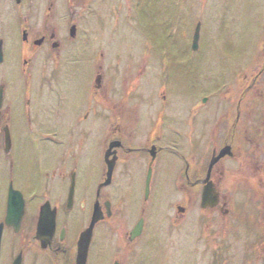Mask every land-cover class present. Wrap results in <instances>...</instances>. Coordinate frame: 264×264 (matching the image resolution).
<instances>
[{"label":"flooded vegetation","instance_id":"obj_1","mask_svg":"<svg viewBox=\"0 0 264 264\" xmlns=\"http://www.w3.org/2000/svg\"><path fill=\"white\" fill-rule=\"evenodd\" d=\"M179 1L0 0V264H122L109 255L111 222L131 252L123 264H169L159 250L144 259L157 240L148 202L158 165L167 162L174 173L182 166L177 186L199 195L203 218L235 220L245 184L264 235V2L231 17L230 108L208 132L206 116L196 115L198 155L190 162L193 118L185 108L163 109L168 96L189 101L187 74L198 66L191 57L201 51L188 42L189 5ZM132 179L142 182L136 203ZM207 187L217 203L201 208ZM95 209L100 221L85 250L81 235ZM176 212L174 226L188 211Z\"/></svg>","mask_w":264,"mask_h":264},{"label":"rangeland","instance_id":"obj_2","mask_svg":"<svg viewBox=\"0 0 264 264\" xmlns=\"http://www.w3.org/2000/svg\"><path fill=\"white\" fill-rule=\"evenodd\" d=\"M219 1L187 0L184 2V4L189 5L188 42L191 40L196 23L199 22L201 24L199 45L203 55L199 51L191 57L192 61H198V66L189 68V75L187 74L190 89L194 88L191 91L189 90V101L179 100L180 97L177 96H168L172 100V102L170 101V106L165 107L166 104L163 105V109H167L170 112L173 108L179 111L185 108L189 119L193 118V124L196 127L195 131L189 134V139L194 142L195 148L192 156L190 153L191 149H189L188 158L190 162L193 158L196 161L198 155L197 138L199 134L197 125L199 120L196 115L202 113L206 116V131L208 132L211 131L212 126L215 124V116H219L221 112L230 108L229 93L231 92L232 81L229 70H231L233 64L232 54L234 52L232 45L237 39L235 22L231 17L239 18L240 15L238 13L244 12L241 8L250 6V4L264 2V0ZM157 2L161 3L164 0H157ZM233 9L237 11L234 12ZM246 10L247 15L250 9ZM161 12L162 14L157 12L155 26L159 39H161L160 41H162L164 10ZM233 12L234 15H232ZM200 55L203 57H199L197 60V56ZM244 55L241 54L243 56L242 60H244ZM238 64L242 65V63ZM240 65L237 69L238 72L242 70ZM144 84H148V81L142 80V85ZM142 92L149 94L147 89L142 90ZM204 97L208 101L205 104H201V99ZM160 107L158 101V109ZM210 144L211 141L209 139V144L206 147ZM187 146L190 147V144L183 146V152L187 150ZM50 149L46 146L45 152L48 156L51 155ZM178 162V160H175V164H178ZM175 168L176 173H174L175 170L172 172V163L167 162L165 164L159 163L156 170L155 182L153 183V191L156 192V195L152 194L151 201L148 202L150 209L153 206L154 212H148L147 221L151 223L149 224L150 232L155 233L157 240L153 241L144 259L147 260L148 256H152L159 250L164 252V257L171 259L169 264H198V262L200 264H264V235L262 234V229L256 225L255 214L251 213L250 215L245 184L239 186L236 193V204L238 206L235 207L237 212L235 220L226 223L215 217L212 219L203 218L200 216L199 195L193 192L184 193V195L179 190L176 183V174H178L177 169L180 170L182 166L179 164ZM83 181L85 185V180L83 179ZM140 181L141 179L138 182L132 179L130 182L133 186L136 185L132 190L133 192L131 191L132 201L135 203L138 192L141 190L142 182ZM82 185L83 182L79 181L76 196H80L84 187ZM128 185L130 186L129 183ZM177 206L186 208L188 212L184 217V222H180L179 226H174L172 219L177 215ZM248 214L251 217H247ZM107 238L111 260L117 259L122 264L125 261L128 262L131 252L126 253L122 248L121 227L111 222ZM152 240L153 238L151 240L143 238L142 241H147L143 244L149 245ZM142 249L145 251L146 246ZM98 257L101 256L98 255Z\"/></svg>","mask_w":264,"mask_h":264},{"label":"water","instance_id":"obj_3","mask_svg":"<svg viewBox=\"0 0 264 264\" xmlns=\"http://www.w3.org/2000/svg\"><path fill=\"white\" fill-rule=\"evenodd\" d=\"M198 37H199V25L197 26L195 33H194V36H193L192 45H193L194 49L197 45ZM110 172H111V169H110ZM106 184H108V181L104 185H106ZM216 203H217V198H216V195L214 194V191L212 190V188L207 187L206 189H204L202 196H201V207L202 208L213 207L216 205ZM99 220H100L99 212L97 209H95L93 212L92 220H91V223H90L88 229L81 235V245L82 244H83V246L85 245V250H86V247L88 245V240L91 236L92 228H93L94 224L96 222H98ZM138 231L139 230L137 228V229H135L134 233H138ZM83 250H84V248H83Z\"/></svg>","mask_w":264,"mask_h":264}]
</instances>
